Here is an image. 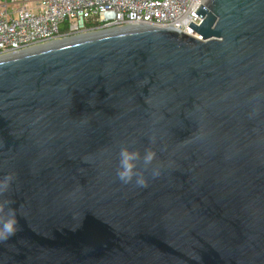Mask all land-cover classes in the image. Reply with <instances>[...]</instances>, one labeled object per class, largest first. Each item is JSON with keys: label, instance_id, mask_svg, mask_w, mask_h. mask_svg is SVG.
Masks as SVG:
<instances>
[{"label": "water", "instance_id": "water-1", "mask_svg": "<svg viewBox=\"0 0 264 264\" xmlns=\"http://www.w3.org/2000/svg\"><path fill=\"white\" fill-rule=\"evenodd\" d=\"M195 14L0 59V264H264V0ZM123 145L161 175L121 183Z\"/></svg>", "mask_w": 264, "mask_h": 264}, {"label": "built area", "instance_id": "built-area-1", "mask_svg": "<svg viewBox=\"0 0 264 264\" xmlns=\"http://www.w3.org/2000/svg\"><path fill=\"white\" fill-rule=\"evenodd\" d=\"M205 0H0V59L75 37L139 26L199 38L188 24Z\"/></svg>", "mask_w": 264, "mask_h": 264}, {"label": "clouds", "instance_id": "clouds-1", "mask_svg": "<svg viewBox=\"0 0 264 264\" xmlns=\"http://www.w3.org/2000/svg\"><path fill=\"white\" fill-rule=\"evenodd\" d=\"M150 143H154L151 138ZM118 156L116 177L123 184L147 187V172L150 171L152 178H158L161 175L160 168L153 166L157 153L151 147H146L142 153L137 148L123 145ZM14 179V174L11 173L0 177V243L9 241L18 231L17 212L8 198Z\"/></svg>", "mask_w": 264, "mask_h": 264}, {"label": "bare ground", "instance_id": "bare-ground-1", "mask_svg": "<svg viewBox=\"0 0 264 264\" xmlns=\"http://www.w3.org/2000/svg\"><path fill=\"white\" fill-rule=\"evenodd\" d=\"M120 30L121 29L108 30V31H104V32L89 34V35L80 36V37H75L73 39H69V40H65V41L50 42V43L45 44L43 47H52V46H55L57 44L59 45L60 43L70 42V41H74V40H77V39H83V38H87V37H95V36H98V35H103V34H107V33H113V32L120 31Z\"/></svg>", "mask_w": 264, "mask_h": 264}]
</instances>
